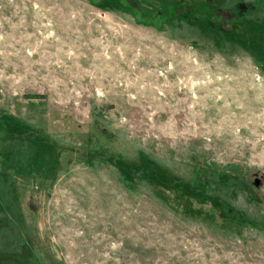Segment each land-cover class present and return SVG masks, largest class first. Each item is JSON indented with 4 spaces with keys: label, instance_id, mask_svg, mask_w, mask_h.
Listing matches in <instances>:
<instances>
[{
    "label": "rangeland",
    "instance_id": "1",
    "mask_svg": "<svg viewBox=\"0 0 264 264\" xmlns=\"http://www.w3.org/2000/svg\"><path fill=\"white\" fill-rule=\"evenodd\" d=\"M3 113L0 264H264V0H0Z\"/></svg>",
    "mask_w": 264,
    "mask_h": 264
},
{
    "label": "trees",
    "instance_id": "2",
    "mask_svg": "<svg viewBox=\"0 0 264 264\" xmlns=\"http://www.w3.org/2000/svg\"><path fill=\"white\" fill-rule=\"evenodd\" d=\"M160 2L162 3V5L164 4L163 1ZM160 8L161 7L157 8L156 11ZM26 97L35 98L39 96L33 95ZM0 122L2 129H4L8 133L7 135L9 136H11L12 134V136H18L24 139L25 138L39 139V142L36 139V141L38 142V147L40 149L39 154L40 155L48 154L49 156L51 154L50 157H52L53 155L52 147L55 150L54 146L51 145V143H49L50 141L47 140L48 138L44 140L46 141V143L43 142L41 138H39L40 133L38 131L33 130L30 127L22 126L18 123L15 124L16 121H14V119L6 113L1 114ZM18 131L26 132L29 136L28 137H26L25 135L20 136L18 135ZM34 153L35 155L33 159L37 160L38 166H42V164L39 161H42L44 156L42 158H39V156H37V152L35 151ZM142 162H143L142 165L119 164L118 167L124 174L123 176L125 178L128 177L135 179L136 177L139 176L138 177L139 179L146 180L147 182L151 183L153 186L157 188L159 187L161 190L169 189V187L176 188L181 183L180 180L176 178V176H173L170 173L165 172L162 168H160L157 164L151 162L150 160L145 159ZM140 168H142L143 170H139ZM183 184L184 185L179 186L180 193L182 195L184 193L185 196L190 197L195 201L209 203L211 208L217 210L218 214L220 213L222 215L221 219L224 218L239 219L238 217H236L238 216L236 211H234L231 208V206L226 202L225 199L213 193L208 194L206 190H204L202 187L197 186L196 184L189 182ZM158 193H160L159 190ZM194 213L200 214L199 211H194Z\"/></svg>",
    "mask_w": 264,
    "mask_h": 264
}]
</instances>
